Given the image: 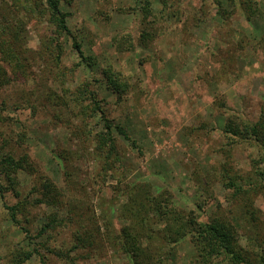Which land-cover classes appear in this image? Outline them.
Masks as SVG:
<instances>
[{"label":"rangeland","instance_id":"374dc122","mask_svg":"<svg viewBox=\"0 0 264 264\" xmlns=\"http://www.w3.org/2000/svg\"><path fill=\"white\" fill-rule=\"evenodd\" d=\"M145 1L65 5L70 33L61 38L58 64L48 17L10 12L13 1L0 0L25 66L20 81L0 88V147L32 163L15 173L6 169L9 177L0 171V264H12L23 251L32 253L24 264H131L115 236L130 226L123 211L139 188L150 196L168 194L175 208L204 223L215 218L236 226L237 220L240 247L264 246V148L224 132L228 118L256 123L264 115V0H255L262 14L251 21L227 0L221 1L229 20L215 0H168V7L147 0L156 33L147 46L141 43ZM75 43L95 66L82 61ZM107 69L122 74L129 84L125 94L106 87ZM84 85L115 127L137 143L114 129L126 171L106 180L95 151L100 114L87 108L89 101H76ZM229 180L250 194L238 196ZM46 181L62 195L54 204L42 198ZM11 207H19L16 222ZM55 215L60 223L42 235ZM151 223L152 240H144L150 253L194 264L190 237L165 246L163 225ZM84 232L93 244L76 249ZM168 257L153 264H169Z\"/></svg>","mask_w":264,"mask_h":264},{"label":"trees","instance_id":"16d2710c","mask_svg":"<svg viewBox=\"0 0 264 264\" xmlns=\"http://www.w3.org/2000/svg\"><path fill=\"white\" fill-rule=\"evenodd\" d=\"M6 0H4L5 2ZM13 5L9 8L24 9L28 14L38 16L43 14L47 16L49 22L55 27L56 38L55 41L58 45V52L55 56V61L59 64L62 57V48H60L61 38L64 33H70L68 27V18L70 14L63 8L65 5H71L73 0H12ZM168 0H164V6L168 7ZM206 1V0H203ZM228 5L233 7H240V10L245 14L247 19L251 21L253 18L260 17L262 9L255 0H227ZM218 13H220L224 20H229L227 17L228 9L225 7L221 0H215ZM143 14V32L141 35V43L144 46L149 45L155 40L156 33L154 31V21H150L152 16L151 3L144 2L142 7ZM12 20L6 13L0 10V88L7 87L15 81L21 80V72L25 69L23 59L19 51L16 49V43L13 37ZM75 47L81 55L82 61L88 63L89 67L96 65V61L91 56H85L79 44L75 43ZM49 49V48H48ZM106 87L115 94L122 95L128 91L129 84L126 82L121 73L115 72L112 69L104 70ZM76 101L84 106L86 101L90 103L87 106L91 112L100 114L103 123L102 131L96 134V154L104 160L102 176L106 178L111 174H121L126 170L122 166V159L115 138L114 129L122 135L126 140L130 141L134 147L137 146L135 141H131L130 136L120 126L115 127L112 120L107 116L105 109L102 107L101 102L98 100L94 92H90L88 85L81 87ZM2 109L5 105H2ZM264 115L256 123L238 120L237 118H228L224 127V132L231 137L233 141L248 142L255 141L264 148ZM0 147V171L5 172L9 177L6 169L11 173L26 170L32 167L27 155L22 156L18 160L14 159L9 154H4ZM13 171V172H12ZM264 177V173H259ZM10 179V178H9ZM115 179V178H114ZM117 180V179H116ZM122 182V179L118 180ZM227 185L236 190L238 196H247L250 194L242 186H237L236 183L229 180ZM44 197L47 202L55 203V200L60 196L57 188L51 181H46L42 185ZM62 196V195H61ZM201 207V206H200ZM19 207H11V218L16 222ZM126 210V212H125ZM123 211L129 213L126 216L130 222V226L122 228L119 236H115L118 241L119 251L129 257L131 264H153L160 263L161 259L168 257V254L161 255L150 253L149 244H145L144 240H152V220L156 223L163 225V239L165 246L171 245V248L184 240L187 237L191 238V243L194 245L196 255L194 264H255L254 259H257V264H264V246L254 243L252 248L244 250L238 244V237L240 234L237 228H240L239 222L236 220V226L230 224L228 221L212 219L211 223H204L194 214V212L185 213L174 207L172 198L168 194L161 196H150L149 191L139 188L131 202ZM247 214L251 216L252 220L256 221V213L247 210ZM57 215L53 216L50 224L46 229H43L42 235L47 230H53L54 227L60 223ZM154 222V221H153ZM238 226V227H237ZM92 234L88 232L82 233L81 237L77 239L76 249L92 245ZM32 257L30 252H20L13 257L12 264H24ZM169 264H176L173 257H168ZM214 262V263H213Z\"/></svg>","mask_w":264,"mask_h":264}]
</instances>
